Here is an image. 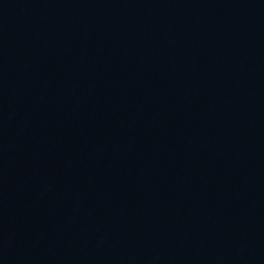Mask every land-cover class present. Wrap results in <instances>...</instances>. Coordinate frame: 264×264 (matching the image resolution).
Instances as JSON below:
<instances>
[{"label": "water", "instance_id": "95a60500", "mask_svg": "<svg viewBox=\"0 0 264 264\" xmlns=\"http://www.w3.org/2000/svg\"><path fill=\"white\" fill-rule=\"evenodd\" d=\"M0 264H264V0H0Z\"/></svg>", "mask_w": 264, "mask_h": 264}]
</instances>
